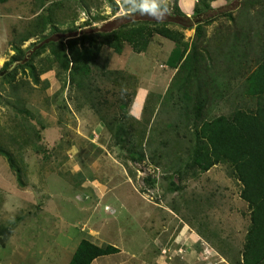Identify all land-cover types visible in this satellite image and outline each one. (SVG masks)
<instances>
[{
    "label": "rangeland",
    "instance_id": "374dc122",
    "mask_svg": "<svg viewBox=\"0 0 264 264\" xmlns=\"http://www.w3.org/2000/svg\"><path fill=\"white\" fill-rule=\"evenodd\" d=\"M127 6L0 3V264H66L81 236L125 257L145 246L130 264H243L242 184L227 162L199 171L190 158L202 121L262 102L246 77L264 57V0H223L199 14L198 32ZM133 18L179 31L190 59L156 33L138 53L123 42L80 54Z\"/></svg>",
    "mask_w": 264,
    "mask_h": 264
},
{
    "label": "trees",
    "instance_id": "16d2710c",
    "mask_svg": "<svg viewBox=\"0 0 264 264\" xmlns=\"http://www.w3.org/2000/svg\"><path fill=\"white\" fill-rule=\"evenodd\" d=\"M4 1L6 0H0ZM201 1L207 4V1ZM206 4L202 10H197L194 6L190 16L179 11L172 12L170 20L184 28L192 25L194 31L198 32V17L207 10ZM152 33L172 41L171 52L182 58L183 64L190 59L186 42L182 41L179 31L169 28L166 22L147 23L136 18L91 35L90 46L83 48L80 54L98 50L101 45L119 53L123 42L138 53L146 48ZM8 72V62H5L0 67V75ZM246 85L247 93L260 96L262 102L250 113L238 110L230 116L219 115L202 121L196 133L201 142L193 147L190 163L199 171L206 170L218 161L228 163L229 174L242 184L240 196L250 206V222L242 246V261L243 264H258L264 259V57L247 75ZM118 251L111 244L98 246L81 238L66 264H89L99 255Z\"/></svg>",
    "mask_w": 264,
    "mask_h": 264
},
{
    "label": "crops",
    "instance_id": "0c3cea01",
    "mask_svg": "<svg viewBox=\"0 0 264 264\" xmlns=\"http://www.w3.org/2000/svg\"><path fill=\"white\" fill-rule=\"evenodd\" d=\"M177 1V4L180 5V7L183 9V11L188 15L190 16L192 11H193V8L195 6V3H197L199 0H176ZM5 2V1H4ZM4 2H0V3H4ZM223 2V0H207V11H210V9L212 10L214 7H216V5H221V3ZM170 219L169 216L167 215L166 216V220ZM160 221H164V219H161ZM160 226V224H159ZM160 234V233H158ZM162 234L159 235L160 238L162 239H165L164 237H161ZM155 233L151 236L152 240L155 238ZM82 238V236L80 237ZM84 238V237H83ZM158 238V237H157ZM86 239H88V241L98 245V246H104L105 243L104 241L101 242V241H97L95 240L94 238H90V237H87ZM155 241L158 242V239H154ZM116 245V244H114ZM113 245V246H114ZM152 245H155L154 242H152ZM144 247L142 249H138V251L136 253H134L133 251V255L129 256V257H125L126 255V251L125 250H122L121 248H119V252H115V253H110V254H104V255H99L95 258H93L89 264H103L105 263L109 257L111 256H114L116 257V260L114 261L113 264H130L128 263V261L126 260V258H140L142 257V253H143V250H144ZM75 248V247H74ZM74 250V249H73ZM72 250V252H73ZM154 255L153 253V249H152V256ZM71 256V255H70ZM135 256V257H133ZM70 258V257H69ZM69 260V259H68ZM109 261V260H108Z\"/></svg>",
    "mask_w": 264,
    "mask_h": 264
},
{
    "label": "clouds",
    "instance_id": "9594fccd",
    "mask_svg": "<svg viewBox=\"0 0 264 264\" xmlns=\"http://www.w3.org/2000/svg\"><path fill=\"white\" fill-rule=\"evenodd\" d=\"M126 3V14L130 15L139 14L159 20L171 14L168 0H123V4Z\"/></svg>",
    "mask_w": 264,
    "mask_h": 264
}]
</instances>
